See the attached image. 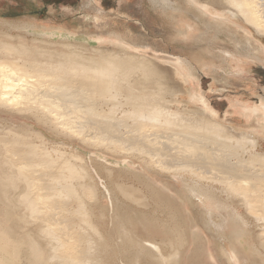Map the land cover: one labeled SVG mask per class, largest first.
Masks as SVG:
<instances>
[{"label":"rangeland","instance_id":"obj_1","mask_svg":"<svg viewBox=\"0 0 264 264\" xmlns=\"http://www.w3.org/2000/svg\"><path fill=\"white\" fill-rule=\"evenodd\" d=\"M172 1L179 6L178 11L158 7L152 0H0V18L35 26L34 30L12 29L15 34L22 33L28 45H44L54 51L73 49L84 57L98 56L93 49L120 57L134 54L136 65L146 64L153 75L146 80L141 71L139 75L134 73L129 83L133 92L152 94L158 87L169 85L177 92L174 110L179 109L192 121L218 122L234 139L247 137V143L234 147L231 154H235L229 155L228 163L237 164L241 172L256 171L264 188V162L250 161L255 151L264 155V134H255L257 122L241 113L244 104L259 107L264 100V60L258 49L264 48V33L240 16H233L220 0H199L209 4L204 15L186 0ZM47 31L56 34L48 37L44 34ZM247 38L251 40L250 47L257 48L259 57L249 46L245 48ZM180 60L192 71L187 80L178 73L184 70ZM195 91L204 95L206 107L193 99ZM121 114L118 108L115 116ZM6 117L10 116L0 113V119ZM18 120L42 130L50 146H58L56 149L71 158L70 162L86 164V173L92 178L85 180L96 184L86 200L92 204V215L108 244L102 264H155L144 254L135 257L131 239L146 244L155 254H177L178 264H264V197L258 194L257 198L251 191L246 195L244 187L225 190L227 182L235 179L229 174L186 169L185 165L167 169L160 163L146 164L140 151L97 145L96 139L86 143L67 130L62 131L65 134L57 133L36 121ZM121 130L128 135L127 128L123 126ZM250 139L256 142L255 147ZM210 147L216 152L217 146ZM179 174L198 179L210 189H199L208 196L204 203ZM235 182L244 186L241 181ZM213 202L217 207L208 213L206 206ZM118 214L120 222L116 219ZM171 214L175 217L171 218ZM159 227L167 229L168 234L160 232ZM236 239L242 240L237 248L239 261L230 262L223 249L232 248Z\"/></svg>","mask_w":264,"mask_h":264},{"label":"bare ground","instance_id":"obj_2","mask_svg":"<svg viewBox=\"0 0 264 264\" xmlns=\"http://www.w3.org/2000/svg\"><path fill=\"white\" fill-rule=\"evenodd\" d=\"M186 1L203 15L209 10V4L199 0ZM220 1L233 16H240L245 23L264 33V0ZM152 2L174 12L179 10L172 0ZM22 27L35 29V26L0 18V113L10 116L0 119L3 130L0 132V264H102L108 254L107 241L103 240L96 216L92 215V204L86 200L87 194L94 193L96 185L94 180H85L92 178L86 173V164L80 166L74 160L70 162L71 156L68 159L56 149L58 146H50L42 130L18 118L36 121L57 133L67 130L86 143L96 139L97 145L140 151L146 164L160 163L167 169L168 166L185 165L186 169H205L209 173L217 170L235 178L225 183V190L245 188L246 195L251 191L257 198L258 194L264 197L263 180L256 171L241 172L237 164L228 163L234 147L249 139H234L218 122L192 121L179 109L174 110L177 92L169 85L158 87L152 94L133 92L129 83L134 73L141 71L146 80L153 75L146 64L136 65L138 59L134 54L120 57L93 49L98 56L84 57L73 49L71 52L48 50L44 45H28L22 33H13L12 29ZM44 34L53 37L56 33L47 31ZM249 41L247 38L245 48L249 46L256 57L261 55L264 60V48L258 47L262 52L258 55L257 48H251ZM180 65L184 70L178 73L187 80L192 71L183 60ZM192 94L195 101H201L206 107L202 93ZM244 105L241 113L257 122L254 133L264 134V112L260 111L264 110V100L259 107ZM106 106L109 110H105ZM118 108L122 112L120 117L115 116ZM123 126L128 129L127 136L121 130ZM252 140L255 147L256 142ZM210 145L217 146L216 152L211 151ZM250 161L262 164L264 155L255 151ZM179 176L197 193L200 203H204L203 199L208 196L199 189H210L198 179ZM219 176L226 182L222 175ZM235 180L244 186H239ZM215 205L213 202L206 206L208 213L214 212ZM174 217L171 214V218ZM116 219H121L119 214ZM159 230L168 234L165 228ZM130 241L135 257L144 254L155 264H178L177 254L165 257L155 254L144 243ZM241 241L234 240L236 246L230 245L232 248L224 247L223 252L230 262L239 261L237 248L242 245Z\"/></svg>","mask_w":264,"mask_h":264}]
</instances>
